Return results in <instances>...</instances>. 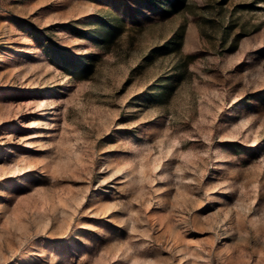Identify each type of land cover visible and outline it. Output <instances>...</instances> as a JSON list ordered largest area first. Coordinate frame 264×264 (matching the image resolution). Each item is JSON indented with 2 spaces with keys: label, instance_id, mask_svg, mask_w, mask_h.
<instances>
[{
  "label": "rangeland",
  "instance_id": "obj_1",
  "mask_svg": "<svg viewBox=\"0 0 264 264\" xmlns=\"http://www.w3.org/2000/svg\"><path fill=\"white\" fill-rule=\"evenodd\" d=\"M175 1L0 0V264H264V0Z\"/></svg>",
  "mask_w": 264,
  "mask_h": 264
},
{
  "label": "trees",
  "instance_id": "obj_2",
  "mask_svg": "<svg viewBox=\"0 0 264 264\" xmlns=\"http://www.w3.org/2000/svg\"><path fill=\"white\" fill-rule=\"evenodd\" d=\"M175 4L178 6V7H183L185 5V0H176L175 1ZM189 58H192L193 55H188Z\"/></svg>",
  "mask_w": 264,
  "mask_h": 264
}]
</instances>
